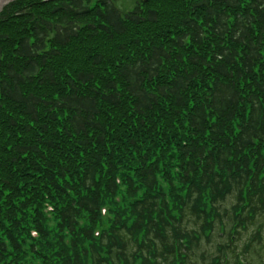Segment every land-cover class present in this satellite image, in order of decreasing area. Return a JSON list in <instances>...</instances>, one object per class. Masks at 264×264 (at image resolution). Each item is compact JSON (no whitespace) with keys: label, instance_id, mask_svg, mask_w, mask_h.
I'll list each match as a JSON object with an SVG mask.
<instances>
[{"label":"trees","instance_id":"1","mask_svg":"<svg viewBox=\"0 0 264 264\" xmlns=\"http://www.w3.org/2000/svg\"><path fill=\"white\" fill-rule=\"evenodd\" d=\"M0 10V264H264V0Z\"/></svg>","mask_w":264,"mask_h":264},{"label":"rangeland","instance_id":"2","mask_svg":"<svg viewBox=\"0 0 264 264\" xmlns=\"http://www.w3.org/2000/svg\"><path fill=\"white\" fill-rule=\"evenodd\" d=\"M10 0H0V10L1 8ZM138 0H117L115 2L116 6L122 9V11H126L132 8V6L137 2Z\"/></svg>","mask_w":264,"mask_h":264},{"label":"water","instance_id":"3","mask_svg":"<svg viewBox=\"0 0 264 264\" xmlns=\"http://www.w3.org/2000/svg\"><path fill=\"white\" fill-rule=\"evenodd\" d=\"M44 1H46V0H44ZM143 1H147V0H143Z\"/></svg>","mask_w":264,"mask_h":264}]
</instances>
